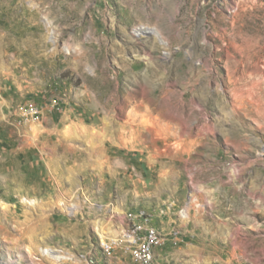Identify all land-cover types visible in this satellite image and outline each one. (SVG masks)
Here are the masks:
<instances>
[{
	"label": "rangeland",
	"instance_id": "1",
	"mask_svg": "<svg viewBox=\"0 0 264 264\" xmlns=\"http://www.w3.org/2000/svg\"><path fill=\"white\" fill-rule=\"evenodd\" d=\"M143 210L155 264H264V0H0V264H141Z\"/></svg>",
	"mask_w": 264,
	"mask_h": 264
},
{
	"label": "bare ground",
	"instance_id": "2",
	"mask_svg": "<svg viewBox=\"0 0 264 264\" xmlns=\"http://www.w3.org/2000/svg\"><path fill=\"white\" fill-rule=\"evenodd\" d=\"M137 35H140V36L151 35L152 37L155 36V40H157L158 42H162L163 44L167 43V41L162 36L161 32L157 30L156 28L154 29V28H150L147 26H141L139 28V33H137ZM140 105H143V103ZM134 131H137V129H134ZM4 208H6V206H4ZM142 213H144V215ZM132 220H133V223L135 224H145L144 226L140 227V233H138L137 239L131 240L129 242V247H127L129 251L132 253L134 259L138 261L139 263L143 264L144 252L140 248L147 246V235H151L152 231H154L155 238H160V235H159V231L157 227L153 223V219L151 215L146 210L139 212L138 215L135 216ZM128 234H135V226L128 227ZM55 251L57 250L48 248V249H44L42 252L46 255H49L55 258L56 260H60V259L68 260L70 258L69 256H66L63 254L62 255L55 254L54 253Z\"/></svg>",
	"mask_w": 264,
	"mask_h": 264
},
{
	"label": "built area",
	"instance_id": "3",
	"mask_svg": "<svg viewBox=\"0 0 264 264\" xmlns=\"http://www.w3.org/2000/svg\"><path fill=\"white\" fill-rule=\"evenodd\" d=\"M144 215V213H142ZM145 224H135L132 222L128 223L123 227L120 233L105 241L104 247L108 248V251L115 249L116 247L122 249L129 247V242L133 239H137L138 233H140V227ZM128 226H135V234H128ZM163 244V238H155L154 231L151 235H147V246L141 247L140 249L144 252L143 264H155L156 254L158 249Z\"/></svg>",
	"mask_w": 264,
	"mask_h": 264
}]
</instances>
